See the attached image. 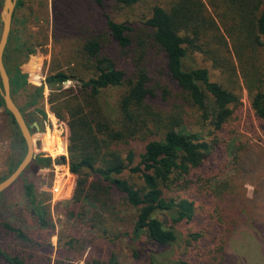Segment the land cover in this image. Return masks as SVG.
Segmentation results:
<instances>
[{"label":"trees","instance_id":"16d2710c","mask_svg":"<svg viewBox=\"0 0 264 264\" xmlns=\"http://www.w3.org/2000/svg\"><path fill=\"white\" fill-rule=\"evenodd\" d=\"M111 1L134 7L144 0H91L101 12ZM156 1L145 21L150 31L146 39L135 38L130 23L118 22L104 12V29H95L79 45L76 63L80 70L50 72L39 87H28L21 71L37 53V46L25 40L15 47L10 36L4 63L12 97L16 102L21 90L30 92L24 105L17 104L26 113L44 97L45 85L59 90L69 80L81 82L82 89L51 95L49 102L51 111L66 124L67 155L61 163L68 172L67 196L77 208L72 215L87 228L104 240H127L138 262L224 264L231 238L241 225L262 224L264 228L260 219L264 207L258 204L264 202V177L255 185L252 199L235 183L238 177L255 183L257 174L264 171V147L239 141L234 129L230 130L228 139L236 141L233 163L238 177L216 181L220 175L211 177L208 170L206 175L199 171L220 146L214 133H224L235 120L242 106L243 87L255 117L264 125V0ZM23 5L19 0L17 8ZM114 44L118 56L130 60V72L117 67L110 55L109 47ZM156 51L163 57L164 74L177 84L185 105L211 128L213 141L189 125L190 113L178 102L168 110L153 104L159 97L158 81L149 71V62ZM196 54L219 71L220 80H215L207 67L188 64ZM112 90L121 91L114 104L109 100ZM168 95L164 87L163 100ZM3 108L16 127L0 92ZM15 139L17 149L19 140L24 146L23 158L26 143L17 131ZM52 163L51 157L41 154L28 168L40 170ZM25 177L26 171L17 182L24 181L26 196L36 204V187ZM37 216L42 229H54L44 209ZM189 225L197 228L191 231ZM1 226L17 249L9 251L0 244V260L5 264L37 263L34 252L48 243L10 223ZM77 241L72 239L67 245L75 249ZM173 247L178 250L172 256ZM85 262L119 264L116 254L105 260L88 256Z\"/></svg>","mask_w":264,"mask_h":264},{"label":"rangeland","instance_id":"374dc122","mask_svg":"<svg viewBox=\"0 0 264 264\" xmlns=\"http://www.w3.org/2000/svg\"><path fill=\"white\" fill-rule=\"evenodd\" d=\"M22 1L24 5L17 8L19 0H16L10 36H12L15 47L18 45L21 47L25 40H31L37 46V53L31 55L21 67L28 87L44 85L50 72L66 71L69 73L71 69H79L77 68L79 65L76 63L78 62L79 45L95 29H104L106 22L104 12L118 22L130 23L134 28L135 38L146 39L150 31L146 28L145 21L151 14L152 6L157 3L156 0H144L134 7H122L111 1L107 4L105 11L101 12L92 4L91 0ZM3 5L4 0H0V6ZM1 12L2 10H0V26L2 25ZM229 43L232 47L230 41ZM109 50L117 67L125 69L127 72L132 70L130 60L118 56L116 44L109 47ZM192 56L188 60L189 65L207 67L215 80L221 79L219 71L214 70L210 62L204 61L203 56L198 54ZM261 60L264 64V49L261 51ZM164 66L161 54L157 51L153 53L150 57L149 71L158 81L159 94V97L153 100V104L158 109L168 110L175 102H178L190 113L188 116L189 125L195 131H201L207 141H213L214 136H217L220 146L206 161L205 166L199 171L200 173L206 175V170H208V175L211 177L220 175V179H216V181L238 177L236 165L233 163V147L236 141L231 142L228 139V132L230 133V130L234 129L239 141H248L251 144L264 147V125L255 117L247 91L243 87L242 106L238 109L235 120L226 127L224 133L216 132L214 135L211 128L200 121V115L192 112L182 101L181 90L164 74ZM164 87L170 92L166 101L163 100ZM71 88L80 90L83 87L77 80L67 81L65 86L59 90H51L45 85L44 97L26 111V114L35 117L40 126V131L33 134L36 151L34 159L43 154L51 157L53 162L54 159L67 155L66 124L59 121L51 111L49 100L51 95L62 94ZM28 93L30 92L21 90L17 94L16 102L19 106L26 103ZM120 95L121 91L112 90L109 93L110 102L114 104ZM16 131V127L11 123V118L5 109H0V179L9 176L24 158H22L24 149L22 142L20 140L17 142L18 149L14 144L17 141L15 139ZM61 141L64 144L65 153H63ZM195 173L198 174L197 171ZM263 174L264 171L261 170L257 174V179L253 180L254 184L250 183L252 179L238 177L235 180L238 190L252 199L256 192L255 185L263 179ZM25 178L36 187V204H31L30 199L26 196L24 181L17 182L0 196V244L7 247L9 251L17 249V247L6 239V231L1 226V223L4 222L20 227L30 235L37 237L38 241L50 245L44 244L43 248L34 252L37 256V263L29 262V264H86L85 260L88 256L105 260L112 254L118 256L119 264H146L144 261L138 262L133 259L132 250L127 240L116 242L104 240L72 215V210L77 208L71 204V200L67 196L68 172L61 161L58 165L53 162L51 167L40 170L28 168ZM261 196L264 200V191ZM258 204L262 208L264 207V202ZM40 209L42 212L43 209L46 211V217L54 226L53 230L41 228L37 216ZM260 219L264 221V215H261ZM188 228L193 231L197 226L189 225ZM256 230L260 231L256 233ZM72 239L78 240L75 249H71L67 245ZM263 248L264 228L262 224L254 227L243 224L231 238L228 259L224 264H244L242 258L249 260L251 264H264ZM176 249L178 250V247H173L172 251L169 249L162 252L170 251V254L174 255ZM42 257L44 259L39 262ZM0 264L5 263L0 260Z\"/></svg>","mask_w":264,"mask_h":264},{"label":"water","instance_id":"95a60500","mask_svg":"<svg viewBox=\"0 0 264 264\" xmlns=\"http://www.w3.org/2000/svg\"><path fill=\"white\" fill-rule=\"evenodd\" d=\"M15 8L16 0H4V5L0 6V10H2V25L0 26V81L2 87H0V92L5 101V108L13 115L16 121V130L18 134H21V138L26 143L27 152L22 162L13 170L12 174L0 182V196L18 181L33 162L36 155L35 137L33 134L40 131V126L35 120V117H31V123L29 124L27 115L22 113L19 106L14 101L11 91L10 76L4 63V54L11 34ZM60 161L64 162V159L62 157L56 158L53 162L55 165H58Z\"/></svg>","mask_w":264,"mask_h":264},{"label":"flooded vegetation","instance_id":"af4514ba","mask_svg":"<svg viewBox=\"0 0 264 264\" xmlns=\"http://www.w3.org/2000/svg\"><path fill=\"white\" fill-rule=\"evenodd\" d=\"M24 114H26V113H24ZM27 115V121H28V123L30 124L31 123V115H28V114H26ZM17 135H19L18 134V132H17ZM42 169H44V168H42Z\"/></svg>","mask_w":264,"mask_h":264},{"label":"built area","instance_id":"2783aa9c","mask_svg":"<svg viewBox=\"0 0 264 264\" xmlns=\"http://www.w3.org/2000/svg\"><path fill=\"white\" fill-rule=\"evenodd\" d=\"M57 183L59 184V182L57 181Z\"/></svg>","mask_w":264,"mask_h":264},{"label":"bare ground","instance_id":"6f19581e","mask_svg":"<svg viewBox=\"0 0 264 264\" xmlns=\"http://www.w3.org/2000/svg\"><path fill=\"white\" fill-rule=\"evenodd\" d=\"M34 143H35V141H34Z\"/></svg>","mask_w":264,"mask_h":264}]
</instances>
